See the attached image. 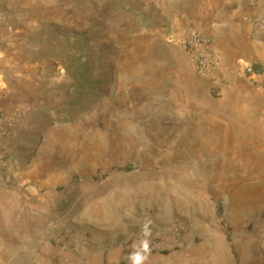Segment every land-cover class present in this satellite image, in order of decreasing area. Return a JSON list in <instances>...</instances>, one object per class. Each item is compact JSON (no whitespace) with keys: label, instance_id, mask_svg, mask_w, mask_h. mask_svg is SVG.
I'll use <instances>...</instances> for the list:
<instances>
[{"label":"rangeland","instance_id":"374dc122","mask_svg":"<svg viewBox=\"0 0 264 264\" xmlns=\"http://www.w3.org/2000/svg\"><path fill=\"white\" fill-rule=\"evenodd\" d=\"M213 3L0 0V264H264V85L181 43ZM82 32L110 81L64 122Z\"/></svg>","mask_w":264,"mask_h":264},{"label":"crops","instance_id":"0c3cea01","mask_svg":"<svg viewBox=\"0 0 264 264\" xmlns=\"http://www.w3.org/2000/svg\"><path fill=\"white\" fill-rule=\"evenodd\" d=\"M212 6V46L220 56V65L215 74L219 80H227L229 77L226 78V75L233 73L241 83L260 88L264 85V34L254 33L251 23L260 6L251 0H214ZM248 64H253V67L259 65L260 71L246 74L245 67ZM229 80L230 83L225 84L227 89L237 85L233 78ZM76 259L81 262V258ZM34 264L53 263L48 259H38Z\"/></svg>","mask_w":264,"mask_h":264},{"label":"trees","instance_id":"16d2710c","mask_svg":"<svg viewBox=\"0 0 264 264\" xmlns=\"http://www.w3.org/2000/svg\"><path fill=\"white\" fill-rule=\"evenodd\" d=\"M67 37V51L65 56L67 65L65 70L70 79L68 92V106L60 111L62 120L68 122L77 118V113H83L95 103V97L98 88L106 80L97 75L100 65L101 50L93 49L90 40L86 37V33H75L73 36ZM254 69L259 72L260 66L255 64ZM76 115V116H75Z\"/></svg>","mask_w":264,"mask_h":264},{"label":"built area","instance_id":"2783aa9c","mask_svg":"<svg viewBox=\"0 0 264 264\" xmlns=\"http://www.w3.org/2000/svg\"><path fill=\"white\" fill-rule=\"evenodd\" d=\"M253 4L260 6V10L252 17L251 23L256 34H264V7L259 0H252ZM181 43L188 55L192 67L196 74L202 77L213 75L220 65V56L212 46V39L198 30H189L182 37ZM246 71L255 73L253 65H246Z\"/></svg>","mask_w":264,"mask_h":264}]
</instances>
